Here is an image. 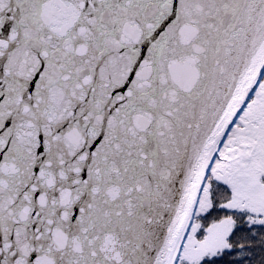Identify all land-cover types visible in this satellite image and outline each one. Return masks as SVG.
<instances>
[{"label": "snow or ice", "instance_id": "snow-or-ice-1", "mask_svg": "<svg viewBox=\"0 0 264 264\" xmlns=\"http://www.w3.org/2000/svg\"><path fill=\"white\" fill-rule=\"evenodd\" d=\"M0 264H264V0H0Z\"/></svg>", "mask_w": 264, "mask_h": 264}]
</instances>
